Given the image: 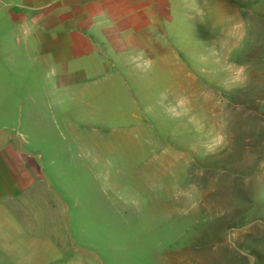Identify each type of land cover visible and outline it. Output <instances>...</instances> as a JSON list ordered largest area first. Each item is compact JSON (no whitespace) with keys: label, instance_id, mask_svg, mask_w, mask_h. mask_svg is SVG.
<instances>
[{"label":"rangeland","instance_id":"rangeland-1","mask_svg":"<svg viewBox=\"0 0 264 264\" xmlns=\"http://www.w3.org/2000/svg\"><path fill=\"white\" fill-rule=\"evenodd\" d=\"M11 2L0 0V131L11 133L12 144L23 149L26 141L45 151L68 146V129L58 117L43 115L27 119L28 108H42L32 107L29 100L45 98L44 88L52 82L53 74L32 70L25 54L13 48L15 35H11L7 22L13 8L8 5ZM254 8L245 9L248 17L250 11L255 12ZM256 8L257 41L249 38L242 48V54L252 56L221 59L218 77L222 80L211 79L212 87L223 83L227 86L216 89L219 104L214 112L210 109L215 117H220L216 122H208L212 115L202 105L194 106L191 118L187 119L180 114L179 118L176 116L181 107L175 106V112L168 114L164 112L167 107L148 104L143 107L141 121L154 133L146 141L153 139L158 149L185 147L193 163L177 170L163 164L153 166L150 162L154 156L149 152L142 155L140 163L136 155L124 150L125 144L109 138L113 132L129 128L127 123H89L80 129L96 131L99 137L113 140L114 150L107 155V163L89 169L80 161L79 156H84L73 149L69 157L78 164L67 162L60 168L59 164L50 166L44 153L33 152L39 166L46 167L38 171L41 180L38 190L31 192L34 205L26 207L18 197L3 204L13 207L33 236L43 240L46 236L43 232L48 229L57 226L70 229L69 240H63L67 246L91 244L94 249L83 247L81 253L85 250L87 255H81L108 264H264V0H257ZM5 39L16 55L14 61L2 49ZM255 47L256 55H253ZM180 60L186 62L185 57ZM241 65L245 68L242 76L245 80L228 87V72L235 75L236 67ZM10 67H14L11 73ZM156 75H143L148 101L159 98L171 80L168 74ZM212 176L224 179L226 195L238 193L236 199L231 197L232 201L225 203L203 201L200 196L208 188L203 180ZM176 179L181 182L176 184ZM233 181L239 183L236 190ZM47 182L51 185L46 186ZM77 195L83 200L92 196L99 208L112 204L114 214L106 218L66 219L41 214L53 209L57 196L66 200L67 208H73ZM66 249V257L79 255L73 247ZM43 252L33 250L27 254L41 257ZM4 256L3 251L0 258Z\"/></svg>","mask_w":264,"mask_h":264},{"label":"crops","instance_id":"crops-1","mask_svg":"<svg viewBox=\"0 0 264 264\" xmlns=\"http://www.w3.org/2000/svg\"><path fill=\"white\" fill-rule=\"evenodd\" d=\"M11 1L8 5L13 8L7 22L11 35H15L13 48L25 54L32 63V70L53 74L52 82L44 88L45 98L29 100L32 107L42 108H28L27 119L43 115L58 117L68 129L70 142L68 146L45 151L26 141L23 149L12 144L11 133L0 131V253L4 251L5 254L0 264H108L82 256L87 255L86 249H94L91 244L80 243L76 247L75 243L68 242L67 246L63 240H69L70 229L60 226L48 229L43 232L46 235L43 240L33 236L20 222L13 207L3 203L18 197L26 207L34 205L32 193L38 190L41 182L38 171L46 167L39 166L33 152L44 153L50 166L59 164L61 168L67 162L78 164L75 158L69 157L71 151L77 149L79 155L84 156H79L82 164L92 169L98 163L109 161L107 155L114 150L111 138L125 144L124 150L136 155L140 163L142 155L148 152L154 156L150 162L153 166L163 164L177 170L193 163L185 147L158 149L156 141H146V138H153L154 133L141 121L143 107L147 104L167 107L164 110L167 114L175 112V106L181 107L176 116L179 118L180 114L185 119L191 118L197 105L214 112L219 104L216 89L227 87L225 83L216 87L210 84L211 79L222 80L218 77L221 76V59L252 56L242 54V48L249 38L257 41V0ZM252 6L255 12L250 11L248 17L245 9ZM9 39L11 41V36ZM3 43L4 53L14 61L16 55H13L12 46L6 39ZM256 50L255 47L253 55ZM141 52L143 56L133 60ZM183 57L186 62L180 60ZM145 60L151 61L150 67H142ZM13 69L10 67L8 72ZM145 74L171 77L164 92L153 101L146 97ZM228 74V87L245 80L242 77L234 81V72ZM50 95H54V99H50ZM46 106L51 108L46 109ZM211 115L208 122L220 118ZM101 121L124 122L129 128L113 132L109 138L99 137L96 131L80 129L81 125ZM203 182L208 187L200 196L203 201L225 203L239 195L227 196V182L220 176L209 177ZM81 184L79 181L78 185ZM233 185L238 189L239 183L233 181ZM88 197L83 200L81 195L75 196L70 209L65 205L66 200L57 196L53 209L41 214L56 219L112 217V204L99 208L97 201ZM66 247H73L79 255L64 256ZM83 247L85 250L81 253ZM33 250L44 252L41 257L28 256Z\"/></svg>","mask_w":264,"mask_h":264},{"label":"clouds","instance_id":"clouds-1","mask_svg":"<svg viewBox=\"0 0 264 264\" xmlns=\"http://www.w3.org/2000/svg\"><path fill=\"white\" fill-rule=\"evenodd\" d=\"M141 56H143L142 52L138 56L134 57L133 60H139ZM150 65H151V61L150 60H145L143 62L142 67L148 68V67H150ZM137 67L139 68V67H141V65L137 64ZM244 72H245L244 66H242V65L241 66H237L236 67L235 76H234V81H240L242 79V76H243Z\"/></svg>","mask_w":264,"mask_h":264}]
</instances>
